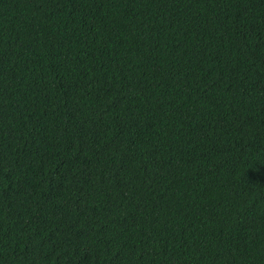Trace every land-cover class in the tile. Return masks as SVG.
<instances>
[{"label":"trees","instance_id":"obj_1","mask_svg":"<svg viewBox=\"0 0 264 264\" xmlns=\"http://www.w3.org/2000/svg\"><path fill=\"white\" fill-rule=\"evenodd\" d=\"M0 264H264V0H0Z\"/></svg>","mask_w":264,"mask_h":264}]
</instances>
